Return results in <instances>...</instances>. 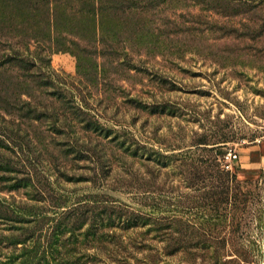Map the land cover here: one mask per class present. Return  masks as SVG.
I'll use <instances>...</instances> for the list:
<instances>
[{
	"label": "rangeland",
	"instance_id": "rangeland-1",
	"mask_svg": "<svg viewBox=\"0 0 264 264\" xmlns=\"http://www.w3.org/2000/svg\"><path fill=\"white\" fill-rule=\"evenodd\" d=\"M182 4L164 5L154 12L128 17L122 16V10L117 7L102 24L105 29L102 49L101 43L98 45L95 40L98 38L95 35L97 18L89 13L92 7L90 0H60L56 18H47L48 22L44 8H38L37 25L31 20L24 26L37 37V42H31L29 47V54L35 59L31 77L38 80L41 78L38 73L44 71L56 85L48 86L47 90L55 87L63 91L61 103H66L71 95L75 105L79 104V92H83L87 100L86 106L82 102L83 109L111 131L108 137H97L100 142L91 136L92 144H102L117 136L116 141L137 153L139 162L129 169H138L148 179L138 190L132 185L116 187L113 181L112 186L109 185L115 164L107 151V184L62 183L59 190L70 201L78 195L105 194L138 209L140 215L150 222L164 224L178 218L207 227L211 222H220L225 230L222 236H228L234 225H240L236 231L238 237H222L228 242L219 253L261 256L260 264H263L264 160H261V155L264 151V58L250 59L239 51L241 47L230 46L228 49L226 45L229 43L223 44L231 41L232 45H243L244 42L219 40L216 45L210 39L213 36L207 32L204 37H209L208 43L197 39L188 42L183 35L167 36V30L171 28L162 27L161 23L172 13L184 12ZM115 11L123 18V23H119ZM10 29L24 31L19 26ZM135 30L146 35L143 43L147 46L136 41ZM118 33L119 38L114 40L112 36ZM128 36L130 40H124ZM256 45L263 46L264 43ZM44 57L49 59L48 67ZM14 75L5 72V78L0 77L1 81L9 83L8 90L13 87ZM222 139L224 142L217 144L220 146L213 152L218 157L217 164L224 172L237 176L242 182L241 191L245 193L241 196L237 190L230 192L232 201L236 197L235 204L231 205V209H235L233 212L225 203H219L216 209L212 206L220 195L214 194L210 186L211 182H216L209 169L196 170L195 175L192 170H187L195 184L185 187L184 172L176 168L177 163L174 162L182 158L187 164L200 165L197 158L201 157L198 150L203 146L201 143ZM116 141L112 144L115 145ZM117 148V153L124 155L126 163H129V150L126 153L118 145ZM228 149L238 155L232 169L226 168L222 160ZM83 159L77 162L74 171L91 174V160ZM120 165L118 171L126 174ZM42 171L47 173L43 168ZM50 179L53 180V176ZM213 208L216 213L227 208V216L214 217ZM179 238L194 243L202 237ZM232 240L237 242V246L231 244ZM157 251L161 254L170 252L162 246ZM190 251L214 252V248L197 247L176 252Z\"/></svg>",
	"mask_w": 264,
	"mask_h": 264
},
{
	"label": "trees",
	"instance_id": "trees-1",
	"mask_svg": "<svg viewBox=\"0 0 264 264\" xmlns=\"http://www.w3.org/2000/svg\"><path fill=\"white\" fill-rule=\"evenodd\" d=\"M178 2L183 3L185 11L172 13L161 23L162 27L171 28L167 36L183 35L188 42L196 39L207 42L209 37H204L207 32L216 45L219 40L244 42L223 44L229 43L228 49L241 47L239 51L250 59L264 58V48H260L264 45H256L264 43V0H90L89 13L97 18L96 44L101 43V49L104 48L102 24L117 7L122 16L128 17ZM59 5L60 0L57 5L56 0H0V77L5 78V72L15 74L10 80L13 86L10 91L9 83L0 80V264H260L261 256L219 253L228 242L222 237H238L240 225H234L228 236H222L225 230L220 222H211L209 227L178 218L164 224L150 222L138 209L105 194L88 193L70 201L61 193L62 183L107 184V151L115 164L109 185L113 181L116 187L132 185L138 190L148 179L138 169H129L139 162L137 153L116 141L117 136L102 144H92L91 136L100 142L97 137H108L111 131L83 109L87 104L83 92H79L80 105H75L69 94L70 99L61 103L63 91L55 87L47 90L48 86L56 85L44 71L38 73L41 77L38 80L31 77L35 59L29 54V47L31 42H37V37L24 26L31 20L37 25V9L41 7L47 14V22L56 18ZM118 19L123 23L121 16ZM13 26L22 27L25 32H15L10 29ZM133 33L138 43L146 41V35L136 30ZM112 38H119V33ZM124 40H130L129 36ZM44 61L48 67L49 59L44 57ZM114 140L124 152L129 150V163L117 153ZM223 140L201 143L203 146L198 147L201 157L197 158L200 165L187 164L182 158L174 160L176 168L184 172L185 187L195 184L187 170H192L193 175L200 169L211 171L216 184L211 182L210 186L214 194L220 195L213 201L215 209L219 203L229 205V209L233 207L236 197L232 201L230 192L237 190L241 196L245 195L237 176L224 172L217 164L218 157L213 152ZM209 144L215 146L208 147ZM83 158L91 160V174L74 171ZM119 165L126 174L118 171ZM222 209L224 212L216 213L213 208L214 217L225 218L227 208ZM179 237L202 238L190 243ZM231 244L237 246L234 240ZM160 246L170 252L159 253ZM197 247H213L214 252H176Z\"/></svg>",
	"mask_w": 264,
	"mask_h": 264
},
{
	"label": "built area",
	"instance_id": "built-area-1",
	"mask_svg": "<svg viewBox=\"0 0 264 264\" xmlns=\"http://www.w3.org/2000/svg\"><path fill=\"white\" fill-rule=\"evenodd\" d=\"M237 158H238L237 153L232 149H228L224 153L222 160L226 168L232 169V163L236 162Z\"/></svg>",
	"mask_w": 264,
	"mask_h": 264
},
{
	"label": "crops",
	"instance_id": "crops-1",
	"mask_svg": "<svg viewBox=\"0 0 264 264\" xmlns=\"http://www.w3.org/2000/svg\"><path fill=\"white\" fill-rule=\"evenodd\" d=\"M261 160H262V161L264 160V151H263V153H262V155H261Z\"/></svg>",
	"mask_w": 264,
	"mask_h": 264
},
{
	"label": "bare ground",
	"instance_id": "bare-ground-1",
	"mask_svg": "<svg viewBox=\"0 0 264 264\" xmlns=\"http://www.w3.org/2000/svg\"><path fill=\"white\" fill-rule=\"evenodd\" d=\"M264 264V263H263Z\"/></svg>",
	"mask_w": 264,
	"mask_h": 264
}]
</instances>
